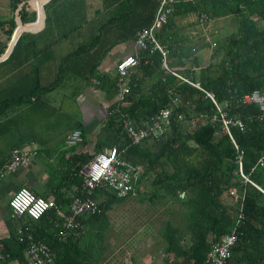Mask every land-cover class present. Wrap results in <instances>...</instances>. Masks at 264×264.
<instances>
[{"label":"trees","instance_id":"16d2710c","mask_svg":"<svg viewBox=\"0 0 264 264\" xmlns=\"http://www.w3.org/2000/svg\"><path fill=\"white\" fill-rule=\"evenodd\" d=\"M27 1L9 0L11 14H0V31L6 38H10L16 26L15 16L22 23L17 22V26L28 25L23 23L34 19ZM54 1L49 0L43 6L44 22L49 21L48 11ZM157 5L158 0H118L107 10H112V14L91 25L94 33L58 58L50 81L37 80L25 92L0 99V116L64 85L68 72L77 73L83 80L94 79L96 87L104 91V98L113 99L116 76L99 75L97 66L112 46L134 39L138 29L150 24ZM39 14L33 23L39 21ZM189 15L193 18L186 25L195 35L178 31L176 20H186ZM218 19L229 21L232 27L215 30L212 35L209 24ZM26 35L22 31L17 36L0 63L20 53ZM155 36L167 50V67L191 84L163 68L158 50H140L139 63L127 80L126 102L116 106L111 101L107 105L92 151L73 152L71 146L66 159L62 157L65 167L60 165L50 172L51 184L38 195L51 194L57 209L63 210L74 196H84L83 170L93 154L114 146L120 159L141 167L137 177L141 188L134 194L116 197L106 185L94 186L90 197L96 201L98 211L89 215L90 223L107 220L111 217L110 209L123 208L126 204L131 208L129 218L115 212L117 223L109 222L101 230L98 223L94 225L95 236L100 231V236L105 238L114 224L116 233L123 235L131 221L137 227L140 225L142 232L147 233L148 226L149 235H157L164 254L172 253L176 259L173 264H205L210 244L234 231L236 240L227 263L264 264V109L243 98L252 89L264 95V0H173L168 19ZM203 47L209 54L201 65V57L192 51ZM5 49L1 44L0 56ZM163 108L170 109L166 134L133 143L122 120L137 124ZM222 118L228 121L227 130ZM236 119L242 122V129L235 124ZM73 129L80 130L79 144H85L82 124L77 123ZM10 150L0 155V170ZM53 180L56 183L52 184ZM22 187L37 194L27 185ZM180 192L183 197L179 196ZM6 208L3 223L7 236L1 243L7 257L0 264L11 259L23 262L26 234L48 245L58 264H94L89 249L110 252L115 249L113 239L105 246L91 241L88 249L83 250L78 243L81 225L66 232L54 227L59 219L56 209L51 208L33 219L26 215L10 216L7 200ZM140 213L148 219L143 220ZM20 235L23 241L18 240Z\"/></svg>","mask_w":264,"mask_h":264},{"label":"crops","instance_id":"0c3cea01","mask_svg":"<svg viewBox=\"0 0 264 264\" xmlns=\"http://www.w3.org/2000/svg\"><path fill=\"white\" fill-rule=\"evenodd\" d=\"M49 0H32L31 6L29 4V0L27 1L28 5L30 6L31 10L34 12V19L29 22H34L37 18L38 12L40 13V19L37 23H31L28 25H23V29L28 30L27 35L23 38L24 46L21 48L20 53L18 52L15 57H19V67L18 69H9L4 73L0 74V99L4 97L16 96L28 90L30 86L33 85L35 81H39L41 83L42 75L46 71V67L56 62L57 64L58 58L65 54L66 52H62L63 45L65 41L70 39L73 34L75 33L76 36L81 38H86V30L89 31L90 27L87 25H94L95 23L102 22L106 17L102 14H98L96 11L93 14L90 13L88 15L89 6L87 5L86 14L82 11L83 6L81 5L80 13H75L72 9L74 6L80 5L84 0H79V4H76L78 0H55L52 2L51 7L55 11L56 19L58 20L57 24L51 25L49 21L51 19V15H49V21L44 22L45 12L43 6ZM105 2V10H109L110 7L115 5L118 0L110 1V0H103ZM75 4V5H74ZM28 7V11H30ZM35 10V11H34ZM17 10H15L16 13ZM51 11V10H49ZM4 14V13H3ZM77 14V15H75ZM93 17V18H92ZM18 18V17H17ZM75 18H79L80 20L76 22ZM27 22V23H29ZM88 27V28H87ZM81 43L85 39H80ZM78 41L76 42V46L79 44ZM74 48V47H73ZM72 48V49H73ZM71 50V49H70ZM136 50V46L133 42V39L125 40L124 42L116 43L114 46L110 48L100 60L97 69L99 75L107 74L109 76L115 75L114 73V66L115 63L123 58L124 56L132 54ZM5 58V57H4ZM1 59L0 61L4 60ZM55 60V61H54ZM7 61H3L2 63H6ZM1 64V63H0ZM54 64V63H53ZM55 70V68H54ZM55 72V71H54ZM53 72V76H54ZM27 78L32 79V83L28 85L26 88L17 91V88L23 83V81ZM81 79L82 81H80ZM50 81V80H49ZM83 80L80 75H72V73L68 72L64 76V84L67 85L68 88H72L69 96H73L74 99L76 98L78 104H82L83 106L87 104L88 106L85 109H82L83 117L82 121L77 122L81 123L83 126L84 134H88L92 139H95V136L98 133L100 127V119L105 111L107 105L112 101L115 103V97L111 100H106L104 98V91L99 89L95 85L94 79ZM48 81L44 82L47 83ZM14 90V91H13ZM77 90V92H75ZM53 91V90H52ZM52 91L44 94L40 99L32 100L29 104L21 106L10 112L8 115L0 116V129H5L6 131H19L17 134L14 135L16 138V142L9 143L6 145V149L2 151L7 152L10 150L11 147L14 146H24L28 142L32 141L37 146V154L31 158L27 165L19 166L12 172H6L0 178V241L2 238L7 236V230L3 223V218L7 214L6 208V200L11 192L14 191L15 188L20 186H29L33 190L39 194L40 192L45 191V187L50 183V179L48 177L50 174V167L45 163V161L51 162L54 158H52V154L54 153L51 147L49 148V143L47 140L43 139L44 134L40 132L39 124L34 123V119L29 125H24L21 127V117L24 114H29V116H35L37 114H42L40 112V108L44 105L47 100L48 94ZM85 107V106H84ZM24 118V117H23ZM75 123V125L77 124ZM22 131V133H21ZM70 132V131H69ZM67 132L64 134L63 138L69 133ZM80 145L77 146L73 152L82 151L79 148ZM65 152L67 150H64ZM41 153V154H40ZM62 153V152H60ZM72 153V152H71ZM70 154L69 152L62 153L63 159H66V156ZM43 155L45 159H41ZM57 168V167H56ZM55 168V169H56ZM52 171V169H51ZM49 172V176L45 173ZM42 174L40 177L42 178L44 175V183L41 185V188L37 186L38 184V176ZM56 183V180L52 181V184ZM15 186V187H13ZM27 188V187H26ZM51 196L48 194L47 196ZM66 206V205H65ZM111 210V209H110ZM109 210V214H110ZM107 220H100L99 222L90 223L89 218L82 221L81 223V230L82 234L80 239L78 240L79 246L83 250H87L88 245L90 246L91 240H93L94 244L96 242L100 243V246H105L110 242H113L115 239V249L110 252L107 249H98L95 250H88L91 255L93 256V263L94 264H152L149 259L147 258L146 253H149L152 246L154 245L153 238L149 239L148 241L146 238H142L140 241L139 239H135L132 237L136 232H141V230H135L133 232H128L129 237H126V231L124 230L123 235L119 232L117 234L118 240L116 236L108 235L106 232V237L100 236V231L97 232L98 239H95L94 225L99 226L98 228L101 230L103 226L108 225L109 222L117 223L119 218L116 217H107ZM129 221V220H127ZM110 223V224H111ZM115 232H117L114 229ZM122 231V230H121ZM125 239V240H124ZM120 240H124L120 243ZM96 241V242H95ZM118 243V244H117ZM137 249V250H136ZM162 247L159 249L162 253H164ZM102 250V251H101ZM164 256V255H163ZM152 260V257H151ZM12 264H25L24 256L23 262L18 261L17 259H12ZM160 264H166V260L163 259V262Z\"/></svg>","mask_w":264,"mask_h":264},{"label":"built area","instance_id":"2783aa9c","mask_svg":"<svg viewBox=\"0 0 264 264\" xmlns=\"http://www.w3.org/2000/svg\"><path fill=\"white\" fill-rule=\"evenodd\" d=\"M172 2L173 0H158V5L150 24L147 27L138 29L134 34L133 42L136 50L115 63L116 106L126 102L125 95L129 89L127 80L134 67L139 63L137 55L140 50H158L161 55L162 66L169 70L165 64L167 50L159 44L155 34L166 23L168 15L172 10ZM35 13L37 14L36 11ZM170 73L191 84L188 80L173 71L170 70ZM194 86L199 88L196 85ZM243 98L245 101H250L251 99L259 105L260 109H264V95L260 90L253 89L250 93L244 94ZM212 101L214 102L213 99ZM169 113L170 109L163 108L148 118L140 120L137 124L132 123L128 119H123V128L133 143H138L146 138H149V140L158 139L166 134L169 124ZM220 116H223L221 112ZM223 123L227 130L226 125L228 121L223 119ZM235 124L239 129H242L243 124L240 120L236 119ZM80 141L81 132L79 129L71 130L64 138V144L68 147L76 146ZM36 154L37 146L32 141L24 146L13 147L0 170V178L6 172H12L18 166L28 164ZM140 172L141 167L139 165H132L119 158L116 147L101 149L93 154L87 163L86 169L84 168L82 177V185L85 189L84 196H74L63 210H59L52 196L43 197L35 194L26 187L20 186L8 196L7 204L10 210V216L26 215L36 219L47 210L53 208L59 213V219L54 224V227L65 232L77 230L82 221L98 211L96 201L90 197L91 190L94 186L104 184L112 190L116 197L134 194L136 189L141 188L137 182V177ZM241 176L247 180L242 174ZM250 183L256 186V184ZM232 192L231 190L230 193ZM179 196L183 197V193L180 192ZM19 232L20 230L17 231L18 234H20ZM24 238L26 241V248L24 250L25 264H58L53 260L48 245L34 239L30 234H26ZM18 240L23 241V237L21 235L18 236ZM235 240L236 235L234 231L221 235L217 241L210 244L205 254V264H228L230 248ZM6 257L7 253L3 250V245L0 241V260H4ZM6 264H12V259L8 260Z\"/></svg>","mask_w":264,"mask_h":264},{"label":"rangeland","instance_id":"374dc122","mask_svg":"<svg viewBox=\"0 0 264 264\" xmlns=\"http://www.w3.org/2000/svg\"><path fill=\"white\" fill-rule=\"evenodd\" d=\"M8 1L9 0H0V14L4 13L3 15H6V16L11 14V11L8 8ZM76 4H79V0L76 2ZM81 5L83 6L82 11H84L85 14L88 12V15H90V13L93 14V12H95V11L98 14H102L103 16L104 15L109 16L110 14L113 13L112 10L104 11L105 10V8H104L105 2L103 0H84V2H82L80 5L74 6L72 10L74 12L77 10L75 13L79 14L80 13L79 7ZM87 5H90V6H89V10L86 12V10H87L86 6ZM29 8H30V6H29ZM30 10H31V8H30ZM48 14L51 15V19L49 21V24H51V25L57 24L58 20L56 19L55 11L52 8H51V11H48ZM75 15H77V14H75ZM15 18L18 19L16 16H15ZM192 18H193V16L189 15L188 17H186V20H185V18L177 19L176 24L179 26L178 31L183 33V34H186V35L192 34L193 32H191V28L188 25H186V21L191 20ZM74 20H76L75 23H77L80 19L75 18ZM87 26H89L90 29H89V31L86 30L85 35L89 36L90 33H94L95 30L91 25H87ZM212 27L214 30L212 29ZM230 27H232L231 23L229 21L223 22L222 19H218L215 22L209 24V28L212 31V35L216 31L219 32L220 29L225 28V31H226V30L230 29ZM192 35H195V33ZM87 38L88 37H86V38L78 37L74 33L70 39L65 41L61 51L62 52L69 51L70 49H72L73 47L76 46L77 41L79 43L81 41L80 39H87ZM9 39L10 38H6L4 33H2L0 31V45L4 44V46L7 47V44L9 43ZM193 40H194V42L198 43L195 38ZM192 53L195 54L196 56L201 57V65H203L206 63V58L208 57L209 50L207 48L203 47V48H200L198 50L192 51ZM19 61H20L19 57H14V58H11L10 60H8L6 63H1L0 64V74L4 73L5 71H8L9 69H18ZM53 63L46 67V71L42 75L41 83L49 81L53 77V72H54L56 62H53ZM79 67L80 66L75 67L76 70L77 69L79 70ZM84 67H86V65ZM168 69L169 70H167V69H165V70H167L169 72H170V70L173 71L171 68H168ZM97 73H98V71H97ZM95 74H96V71L94 72V75ZM72 75L75 76V75H77V73L72 72ZM79 80L82 81L81 79H79ZM87 82L89 83V81H87ZM31 83H32L31 78L25 79L23 81V83L17 88V91H20V90L26 88ZM72 90L73 89L68 88L66 84L57 87L50 94L46 95L47 100L44 103V105L40 108V112L42 114H40V115L37 114L35 116L27 117L30 115V113L29 114L26 113L23 116L24 118L21 117V121H20L21 127L24 125H29L32 122V119H34L35 124H39L40 132L42 134H44L43 139L48 141V143L50 145L49 148L51 147V149H53V151H54V153L52 154V156H53L52 158H54V159L51 162L45 161V163L48 165V167H50L52 169V171L56 167H59L60 165L61 166L64 165L63 168L65 167L66 161L62 159V153L64 152V150H68L70 147H68L64 144L63 136H64V134L71 131L75 127V123L82 121V117H83L82 109H85L88 106L87 104L84 105L85 107L80 103L78 104L76 98L74 99L73 96H69ZM75 92H77V90H75ZM250 101H252V100L250 99ZM17 132H19V131H14V132L12 131L11 132V130L6 131L5 129H0V155H2V151L4 149H6L5 147L7 144L14 143L17 141L16 138L14 137V135L17 134ZM21 133H22V131H21ZM83 138H84L86 143L81 144V145L78 144V145H80L79 148H81V150H87V151L91 152L92 148H93L94 140L88 134H84ZM78 145L74 146L73 148L76 149ZM60 152H62V153H60ZM66 152H69V151H66ZM40 156H41V159H45V157L43 155H40ZM51 169H50V172H52ZM45 174L46 175L48 174L47 176H49V172H46ZM41 175L42 174H40L37 178V180H38L37 186L39 188H41V185L44 183V178H46L45 175L41 178L40 177ZM16 189L17 188H15L14 191ZM121 207L122 206L116 207L113 210L111 209L110 210V216L113 217L115 212L116 213L118 212L120 214V216H122V217H126V218L131 217L129 215V210L131 208H128L127 204L125 206H123V208H121ZM140 215H141L140 217L143 220L148 219L147 217L142 215V213H140ZM129 224L130 225H127L125 227L126 234H127L126 238L129 237L128 232H130V231L133 232L135 230H141V229H139L140 225H138V227H137V224L135 225L131 221L129 222ZM112 226L114 227L115 224ZM112 226L110 225V227L107 230L108 235H110V237L114 236V238L116 236V239L118 240V237H117L118 235L116 234V232L114 231ZM102 229H105V228H102ZM145 230L147 231V233H144L142 231L140 233L136 232L132 237H134L137 240L139 239L140 241L142 240V238H144V239L146 238L147 241L149 239L153 238L151 240H153L154 245L152 246L149 253H146L149 261L152 264H160L163 262V259H165L166 264H173L174 260H176L173 256V254L172 253L164 254L161 251H159V249L163 245L161 246V242L158 240L157 235L154 234L153 236H150L148 233V230H150L148 226L145 227ZM96 238H98V237L95 236V239ZM91 241H93V240H91ZM115 242L116 241L114 240V243ZM151 257H152V260H151Z\"/></svg>","mask_w":264,"mask_h":264},{"label":"water","instance_id":"95a60500","mask_svg":"<svg viewBox=\"0 0 264 264\" xmlns=\"http://www.w3.org/2000/svg\"><path fill=\"white\" fill-rule=\"evenodd\" d=\"M36 18H37V17H36ZM15 21H16V26H15L14 29H13V32H12V34H11V36H10V39H9V43L7 44V47H6L5 51H4V53L0 56V60L3 59V58L8 54V52L10 51L12 45L14 44V41H15V39L17 38V36H18L22 31H28V30L22 29L21 31H19V32L17 33L16 37L13 39L14 34L16 33V30H17V22H19L20 24H22V23H21L18 19H16V18H15ZM29 23H33V22H29ZM29 23H23V24H29ZM86 167H87V164H86V166H85L84 168L86 169ZM83 172H84V170H83ZM258 188H259V187H258Z\"/></svg>","mask_w":264,"mask_h":264},{"label":"bare ground","instance_id":"6f19581e","mask_svg":"<svg viewBox=\"0 0 264 264\" xmlns=\"http://www.w3.org/2000/svg\"><path fill=\"white\" fill-rule=\"evenodd\" d=\"M22 29H23V25H19V26H17V30H16V33L14 34L13 39L16 37L17 33H18L19 31H21Z\"/></svg>","mask_w":264,"mask_h":264},{"label":"flooded vegetation","instance_id":"af4514ba","mask_svg":"<svg viewBox=\"0 0 264 264\" xmlns=\"http://www.w3.org/2000/svg\"><path fill=\"white\" fill-rule=\"evenodd\" d=\"M13 187H15V186H13Z\"/></svg>","mask_w":264,"mask_h":264}]
</instances>
